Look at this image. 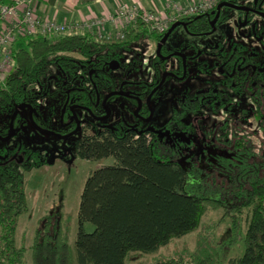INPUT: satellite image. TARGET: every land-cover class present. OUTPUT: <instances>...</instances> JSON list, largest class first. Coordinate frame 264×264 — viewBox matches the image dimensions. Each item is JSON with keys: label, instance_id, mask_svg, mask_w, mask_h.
Listing matches in <instances>:
<instances>
[{"label": "trees", "instance_id": "16d2710c", "mask_svg": "<svg viewBox=\"0 0 264 264\" xmlns=\"http://www.w3.org/2000/svg\"><path fill=\"white\" fill-rule=\"evenodd\" d=\"M254 1L231 0L233 4L246 5ZM7 3L8 0H0V5ZM209 14L185 19L189 22L187 31H210ZM228 19L223 13L219 24ZM259 28L264 34V26L254 30ZM148 35L156 39L164 36L149 34L139 25L124 39L78 34L18 40L12 47L13 69L0 87V113L10 116L16 106L27 101L34 88L43 87L42 98L48 97L50 84L56 78L60 90L84 89L85 93L72 92L71 99L89 104V93L95 87L102 95L116 89L120 82L107 63H118L122 50H129L135 41ZM253 37L264 41V35L256 32ZM19 42L22 46H18ZM137 65L125 66L133 73ZM200 71L207 78L204 92L181 96L165 122L157 125L156 117L151 128L142 130L121 122L73 143L80 160H115L112 166L93 172L84 186L74 248L67 242L62 213L43 219L29 251L17 246L19 220L29 212L24 173L49 163L23 143L3 152L6 157L0 160V264H125L131 253H154L173 239L196 231L208 209L222 208L221 222L232 218V236L246 224L242 237L244 254L227 264H264V153H256L255 163L246 162V158L253 157V135L260 132L264 137V49H204ZM52 101L50 109L56 112L63 109L66 98ZM201 114L204 123L199 118L196 124L194 120ZM220 115L221 122L208 127L209 119ZM252 125L255 131L244 135V129ZM173 132L201 142L202 147L211 142L216 146L224 140L229 142L240 134L241 138L235 137L233 142L243 154L241 162L236 163L239 170L226 175L203 160L201 152L196 154L201 157L198 162L191 163L177 151V145L173 147L168 142V135ZM4 134L6 130L1 135ZM190 177L195 178L193 182H189ZM197 179L200 183L193 185ZM203 183L204 188H216L220 196L195 194L201 192ZM223 200L235 204L223 207ZM86 224L94 230L86 232ZM210 262L209 257L177 256L156 264Z\"/></svg>", "mask_w": 264, "mask_h": 264}, {"label": "rangeland", "instance_id": "374dc122", "mask_svg": "<svg viewBox=\"0 0 264 264\" xmlns=\"http://www.w3.org/2000/svg\"><path fill=\"white\" fill-rule=\"evenodd\" d=\"M39 1H37L38 3ZM129 4V3H128ZM137 4V3H136ZM139 5V4H137ZM118 11V7L111 13ZM102 15V14H101ZM255 21H262L260 18H255ZM262 23H264L262 21ZM227 35H238L240 29L235 22L223 27ZM222 31V30H221ZM183 35L180 29L174 33L167 46L173 44L178 37ZM189 40V39H186ZM253 46L258 44L253 43ZM18 46H22L21 42ZM125 65L137 63V70L131 74L132 79L151 81L153 78L152 63L156 56L155 40L149 36H142L135 41L130 49L125 53ZM123 59V57H122ZM206 77H199L198 82H186L183 86L200 87L205 85ZM175 83L170 81L167 86ZM166 86V87H167ZM36 88H34L35 90ZM39 104L41 106L42 125L49 130L54 126L48 124L51 117H57L59 110L56 112L50 108L54 102L50 98L43 99ZM131 107L132 104L129 102ZM171 102H164L160 105L159 110L163 111L162 116L158 119V123L169 118L171 111ZM121 111L119 112V115ZM54 115V116H53ZM207 116V115H206ZM223 116H217L209 119V126L214 127V124L221 122ZM128 119V118H127ZM9 121L8 115L0 113V127H3ZM204 123V119L200 120ZM199 122V120H198ZM206 123V121H205ZM55 123H52L54 125ZM207 129H210L208 128ZM255 126H248L244 129V135L251 134L255 131ZM90 131H84L74 138L61 140L54 136H44L32 127L22 132L19 136L4 143L0 141V160L6 157L3 152L13 149L17 143H23L27 148L38 151L43 158H46L49 165L40 169H34L24 173L26 194L28 199L29 212L23 215L19 220L17 232V246L25 247L28 251L32 245L34 233L41 222L48 216L54 217L57 213L63 215V225L66 232V239L72 247H75L77 234L79 231V206L81 195L84 186L93 172L104 166H112L115 164L114 158L102 160L100 162L83 161L76 157L73 151V143L83 137L90 135ZM203 135V132H202ZM200 136V138L202 137ZM260 132L253 135L250 149L253 152V157L246 158V162L256 161V153H264V137ZM241 138L240 134L234 136V139L229 142H221L214 145L212 142L205 147L201 146V142L195 139H189L187 136L173 132L168 135V142L174 147L177 145V151L191 163L198 162L200 159L196 154L202 153V159L211 163V166L217 170H221L224 174H235L239 169L237 162H241L243 156L239 148L233 143ZM193 141H195L193 143ZM198 149V150H197ZM233 159V160H231ZM257 159H259L257 157ZM200 161V160H199ZM201 165V164H198ZM195 169V168H194ZM190 173V170H188ZM195 178L190 177L189 182H193ZM197 179L193 185L199 184ZM206 188V187H205ZM204 188L202 184L201 192H195L197 195H205L209 198H218L221 193H216V188ZM206 190V192H204ZM223 198V197H221ZM229 198V197H227ZM235 203H229L223 200V207H230ZM224 215V208L219 210L208 209L199 228L181 238L173 239L168 245L159 248L156 252L150 254L131 253L125 264H156L158 261L170 257L184 256L185 258H206L211 259L210 264H227L230 260L242 257L245 251L242 243V237L246 230V224L243 223L239 232L232 236L231 222L232 218L221 222ZM94 227L90 224L85 225L86 232H92ZM28 260L30 252L27 254Z\"/></svg>", "mask_w": 264, "mask_h": 264}, {"label": "flooded vegetation", "instance_id": "af4514ba", "mask_svg": "<svg viewBox=\"0 0 264 264\" xmlns=\"http://www.w3.org/2000/svg\"><path fill=\"white\" fill-rule=\"evenodd\" d=\"M222 3H227L230 6L224 7L221 10L220 17L215 26L216 30L214 32L212 31L211 26V30L205 34H192L187 31V24L189 22L185 20L179 21L186 24V29L183 27L177 28L167 39L161 50L162 58L157 55V50L161 43V39L164 36L160 39H156L154 36L148 35L149 38L155 40L156 44V56L152 63L154 74L151 81L131 78L132 72H130L125 66L126 59L124 52L126 53L128 50H122L120 53L123 59L120 58L118 63H107L108 67L111 70H114L113 72L115 75L120 78V82L116 89L109 90L101 95L95 87L94 92L89 93V104H79L73 100V98L71 99L72 92L77 90L85 93L84 89L77 87L73 89L67 88L66 90H60L58 85L59 80L57 78L50 84L49 94H47L48 97L45 96L42 98L43 87H38L32 91L30 96L26 98L27 101L22 104L32 106L36 111H33V119L36 124L49 130L42 125L43 118L39 104H41L40 102L45 98H50L51 100H55V102H59L63 99V97H65L66 102L63 109L59 111L57 117H51L48 120V124L51 122L50 125L54 126L50 129V131L58 133L61 136H68L78 131L77 134L73 135L69 139L76 137L86 130L91 132L90 135L103 133L112 129L114 126H117L121 122L127 123V125L133 126L134 129L138 128L139 130L151 128V124H153L156 117L157 125L165 122L166 120L158 123V119H160L163 114V111L159 110L162 103L170 101L172 104L171 106L174 108L177 106L179 101L178 99H180L181 96L204 92V83L200 87H193L191 85L183 86V84L188 81L198 82L200 81L199 77H204V73L200 71V66L202 67V64L204 65V49H264V43H262L264 41H262L261 38L253 37L255 36V32L259 35H264L261 28H259L258 31L254 30L256 26H264V23H262V21L264 22V18L258 14V12L264 13V1L258 3L255 0L252 5L251 3L250 5L243 3L233 4L231 0H224ZM234 6L246 7L249 11H242ZM213 12L209 14L211 23L216 17V15L212 14ZM223 13L224 15H228L229 19L223 24H219ZM212 16H214L213 19H211ZM255 18H260L262 21H255ZM233 22L238 25L240 31L238 35H227L226 31L222 28ZM180 29L183 31V35L178 37L173 44L167 46L174 33ZM253 43L258 45L253 46ZM168 57H170V59H167ZM112 65H114V67H112ZM94 73L95 70L91 72V74ZM165 74H167V78L163 85L158 89ZM170 81H174L175 83L167 86V83ZM115 92H121L124 95H128V97L123 95H114L111 96L106 103H104L106 96ZM150 96L152 97L149 106L147 100ZM67 101H69L68 104H66ZM129 102L132 104L131 107L128 105ZM20 105L16 106L15 110ZM139 106L140 110L137 114H135ZM151 110L154 112L153 118L148 121L151 115ZM108 111L110 116L107 118ZM120 111L121 114L119 115ZM13 113L9 116L8 123L3 127H0V135L4 132V130H6V134L1 135L3 137L7 136L9 133L10 121ZM171 113L172 108L169 117ZM199 118L201 120L202 118L204 119V114L198 115V117L194 120L196 124ZM52 123L55 124L52 125ZM30 127H32V123L29 109L26 106L20 110L15 119L14 131L17 136H19L25 129L27 130Z\"/></svg>", "mask_w": 264, "mask_h": 264}, {"label": "built area", "instance_id": "2783aa9c", "mask_svg": "<svg viewBox=\"0 0 264 264\" xmlns=\"http://www.w3.org/2000/svg\"><path fill=\"white\" fill-rule=\"evenodd\" d=\"M37 1L8 0L7 4L0 5V87L5 85L13 69L12 47L18 40L78 34L124 39L139 25L149 34L163 35L176 22L216 11L224 0H165L160 10H148L136 3L121 4L115 13L63 22L40 16L34 6Z\"/></svg>", "mask_w": 264, "mask_h": 264}, {"label": "crops", "instance_id": "0c3cea01", "mask_svg": "<svg viewBox=\"0 0 264 264\" xmlns=\"http://www.w3.org/2000/svg\"><path fill=\"white\" fill-rule=\"evenodd\" d=\"M37 13L57 21L83 20L91 15L111 13L121 4L137 3L148 10H160L165 0H38ZM185 1V0H182Z\"/></svg>", "mask_w": 264, "mask_h": 264}, {"label": "water", "instance_id": "95a60500", "mask_svg": "<svg viewBox=\"0 0 264 264\" xmlns=\"http://www.w3.org/2000/svg\"><path fill=\"white\" fill-rule=\"evenodd\" d=\"M230 5H228L227 3H221L219 5V7L216 9V11H214L212 14L216 15L215 19L212 21L211 23V26H212V31L214 32L216 30L215 26H216V23L218 22V19L220 17V14H221V10L224 8V7H228ZM235 8L239 9V10H242V11H249L248 8L246 7H236L234 6ZM258 14H260L263 18H264V13L262 12H258ZM179 27H183L186 29V24L185 23H182V22H176L174 23L170 29L167 31V33L164 35V37L161 39V43L160 45L158 46V50H157V55L162 58V53H161V50H162V47H163V44L167 41V39L173 34V32L179 28ZM167 59H170V57H168ZM162 60H166V59H162ZM167 78V74L164 75L163 77V80L161 82V85L158 87V89L163 85V83L165 82ZM116 96V95H123V96H126L128 97V95H124L122 94L121 92H115V93H111L109 95L106 96L105 100H104V103L107 102V100L111 97V96ZM151 97L150 96L147 100V103L148 105L150 106V100H151ZM69 101H67L66 104H68ZM28 107L29 109V114H30V119H31V123H32V126L34 129H36L38 132H40L42 135L44 136H54L58 139H61V140H66V139H69L70 137H72L73 135L77 134V132H74L72 133L71 135H68V136H61L60 134L58 133H55L53 131H50V130H47V129H44L42 127H40L38 124H36V122L34 121L33 119V111H35L33 109L32 106L30 105H20L16 110L15 112L13 113V115L11 116V121H10V127H9V133L7 136L3 137L0 135V141L4 142V143H7V142H10L13 138H15L17 136L16 132L14 131V122H15V119L17 117V115L19 114L20 110H22L24 107ZM66 108V107H65ZM65 108H64V111H65ZM140 110V106L139 108L136 110L135 114L138 113V111ZM63 111V113H64ZM36 112V111H35ZM153 111L151 110V115H150V118L148 121H150L152 118H153ZM110 116V113L108 111V115H107V118ZM26 131V129L24 130V132Z\"/></svg>", "mask_w": 264, "mask_h": 264}]
</instances>
